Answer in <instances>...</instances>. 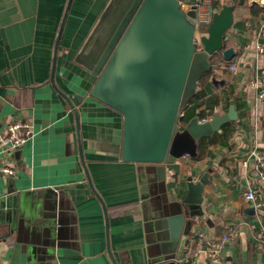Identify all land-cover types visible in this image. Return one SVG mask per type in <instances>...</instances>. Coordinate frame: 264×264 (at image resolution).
<instances>
[{"label":"crops","instance_id":"1","mask_svg":"<svg viewBox=\"0 0 264 264\" xmlns=\"http://www.w3.org/2000/svg\"><path fill=\"white\" fill-rule=\"evenodd\" d=\"M111 1L72 0L58 41L68 0H0V137L15 120L33 129L7 157L15 175L0 173V192L16 198L17 208L14 227L0 224V264H114L109 250L119 264H154L148 262L159 252L176 250L177 264H185L187 241L196 229L214 244L237 231L222 246L219 264H264V206L258 205L264 202V182L250 158L253 149L264 152V100L249 84L256 78L264 85V52L257 50L264 43V2H236L226 36L235 55L214 60L216 83L211 75L200 83L205 95L198 111L207 116L201 120L226 114L231 104L238 118L197 140L196 157L185 155L168 168L167 189L179 199L187 192V176L209 173L204 216L196 217L180 249L176 241L149 242L148 235H166L157 222L171 220L160 216L166 201L154 192L155 171L152 164L124 161L121 152H112L123 142L124 114L90 93L98 77L92 66L130 0H117L101 22ZM210 2L214 12L234 4ZM253 186L255 201L245 197ZM199 264H209L205 253Z\"/></svg>","mask_w":264,"mask_h":264},{"label":"water","instance_id":"2","mask_svg":"<svg viewBox=\"0 0 264 264\" xmlns=\"http://www.w3.org/2000/svg\"><path fill=\"white\" fill-rule=\"evenodd\" d=\"M184 1L130 0L119 11L110 44L96 66H92L98 77L90 92L124 114L123 142L112 152H121L124 161L152 164L155 171L154 192L166 201L160 216L171 217V220L165 218L157 222V229L166 231V235L159 232L156 238L148 235L149 242L163 246L176 241L180 249L196 217L204 216L202 204L209 173L199 179L187 176V192L179 199L167 189L168 168L178 158L196 156L197 140L220 132L224 124L238 118L235 104H231L226 114L216 112L207 120L194 116L184 130H180L183 112L198 93L202 79L211 75V82H217L215 61L221 57L232 60L235 55L233 47L227 48L226 36L234 23L238 0L215 11L207 31L201 35L193 21L195 7L186 10ZM71 2L68 0L58 41ZM116 2L111 1L101 22L110 18ZM51 80L54 82L53 75ZM67 99L71 102L68 96ZM15 199L4 197L0 192V224L14 227ZM102 204L107 212L106 205ZM56 226L58 229L61 226L59 219ZM151 230V226L147 227L148 233ZM109 252L113 263L119 264ZM158 255L148 263L177 264L181 251H162Z\"/></svg>","mask_w":264,"mask_h":264},{"label":"built area","instance_id":"3","mask_svg":"<svg viewBox=\"0 0 264 264\" xmlns=\"http://www.w3.org/2000/svg\"><path fill=\"white\" fill-rule=\"evenodd\" d=\"M264 2V0H260ZM185 9H190L193 6L196 10L197 32L199 35L206 32L210 22L212 21L214 10L212 9L210 0H185L183 3ZM203 26V27H202ZM198 37L195 38L197 42ZM257 50L264 52V43L257 45ZM235 69V65H232ZM250 86L257 89L258 98L264 100V85L258 79H251ZM184 113V112H183ZM33 135L32 124L27 121L15 120L7 126V134L0 137V173L6 175H15L14 165H10L7 160L9 154L22 148L24 143ZM250 158L255 161V166L258 172L259 179L264 182V152L258 149L251 150ZM3 160V161H2ZM249 164V158L244 160V165ZM245 197L248 200L255 201L258 198L257 187H250L245 192ZM263 207L264 202L259 203ZM237 237V231L231 229L223 235L216 244L208 242V236L202 229H196L189 236L184 253L185 264H199L200 256L205 253L209 259V264H219L222 246L229 240H234Z\"/></svg>","mask_w":264,"mask_h":264},{"label":"trees","instance_id":"4","mask_svg":"<svg viewBox=\"0 0 264 264\" xmlns=\"http://www.w3.org/2000/svg\"><path fill=\"white\" fill-rule=\"evenodd\" d=\"M207 29V27L205 28ZM203 80V79H202ZM203 82V81H202ZM205 95L204 89L201 88L199 89L198 93L193 97V99L190 101L188 108L184 111V119L183 121L180 123V130L183 131L186 124L189 122L190 119H192L194 116H200L201 119H203L204 117H207L205 114V111H198V109H200V107L203 105V103H198L199 99ZM231 102V100H229V103ZM208 107L211 109L209 111V113H214V101H209L208 102ZM197 147H198V143L196 141ZM196 156H197V148H196ZM194 156V157H196Z\"/></svg>","mask_w":264,"mask_h":264},{"label":"rangeland","instance_id":"5","mask_svg":"<svg viewBox=\"0 0 264 264\" xmlns=\"http://www.w3.org/2000/svg\"><path fill=\"white\" fill-rule=\"evenodd\" d=\"M193 21H194V22H197V20H196L195 18H193ZM202 27H203V26H202Z\"/></svg>","mask_w":264,"mask_h":264}]
</instances>
